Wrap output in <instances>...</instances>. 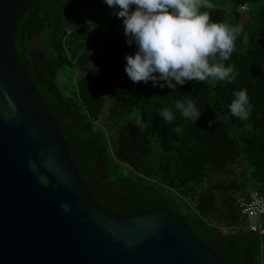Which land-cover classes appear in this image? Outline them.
Segmentation results:
<instances>
[{
  "label": "trees",
  "instance_id": "16d2710c",
  "mask_svg": "<svg viewBox=\"0 0 264 264\" xmlns=\"http://www.w3.org/2000/svg\"><path fill=\"white\" fill-rule=\"evenodd\" d=\"M31 1L13 34L17 58L97 202L120 215L165 207L223 264H264V233L243 229L247 220L238 208L252 190L264 197V0H209L212 7L202 11L243 25L249 37L247 45L238 39L225 61L239 75L231 83L188 81L174 90L128 78L125 56L135 47L126 44L122 19L103 0ZM87 8L93 13L77 19ZM34 38L40 47H30ZM240 89L250 98L245 120L228 109ZM185 99L202 108L195 124L178 112L171 123L160 118L161 108L175 111V102ZM127 119L131 126L114 130ZM177 126L183 131L175 132Z\"/></svg>",
  "mask_w": 264,
  "mask_h": 264
},
{
  "label": "water",
  "instance_id": "95a60500",
  "mask_svg": "<svg viewBox=\"0 0 264 264\" xmlns=\"http://www.w3.org/2000/svg\"><path fill=\"white\" fill-rule=\"evenodd\" d=\"M32 5L0 0V264H223L167 208L120 215L91 194L17 58L13 34Z\"/></svg>",
  "mask_w": 264,
  "mask_h": 264
},
{
  "label": "clouds",
  "instance_id": "9594fccd",
  "mask_svg": "<svg viewBox=\"0 0 264 264\" xmlns=\"http://www.w3.org/2000/svg\"><path fill=\"white\" fill-rule=\"evenodd\" d=\"M112 13L122 19L126 44L135 51L125 56V72L133 83L151 82L153 87L176 89L188 81L233 82L239 75L235 66L225 64L237 51L236 42L249 37L243 25L214 21L208 11L209 0H103ZM237 8L246 10L247 5ZM245 49H241L244 51ZM228 105L232 116L245 120L250 115V98L246 89L233 92ZM5 112L11 116L16 106L5 93ZM175 111L161 108L158 113L165 123L176 119L177 112L195 124L202 108L192 99L177 100ZM213 121H209L212 124ZM183 131L177 126L175 132ZM44 186L47 180L42 179ZM61 207L69 210L67 203Z\"/></svg>",
  "mask_w": 264,
  "mask_h": 264
},
{
  "label": "built area",
  "instance_id": "2783aa9c",
  "mask_svg": "<svg viewBox=\"0 0 264 264\" xmlns=\"http://www.w3.org/2000/svg\"><path fill=\"white\" fill-rule=\"evenodd\" d=\"M241 218L247 222L243 229L250 230L260 234L264 233V197L256 190H252L245 197L240 198L238 204ZM251 217L259 218L258 222L250 221ZM232 230V229H231ZM222 233H227L228 228H221Z\"/></svg>",
  "mask_w": 264,
  "mask_h": 264
},
{
  "label": "rangeland",
  "instance_id": "374dc122",
  "mask_svg": "<svg viewBox=\"0 0 264 264\" xmlns=\"http://www.w3.org/2000/svg\"><path fill=\"white\" fill-rule=\"evenodd\" d=\"M97 1H99V0H97ZM96 5L97 4H95L94 6H96ZM91 13H93V12H89L88 11V8L86 10L85 9H82L81 12H77L76 13V18L79 19L80 17H82V18L89 17L91 15ZM103 18H105L104 15L102 17V20H103ZM98 19H100V18L98 17ZM29 45H30L31 48H38V47H40V40L38 38H34V39H32L30 41ZM64 77L66 78V75H64ZM58 80H60V79H58ZM132 123H133V120H131V119L128 120L127 119L125 121H119V122L115 123L114 126H112V127H115L114 128V130H115L117 126H120V125L131 126ZM141 123H143V122H141ZM111 141L112 142L115 141V135H112ZM250 221L258 222L259 221V218H257V217H251V220Z\"/></svg>",
  "mask_w": 264,
  "mask_h": 264
}]
</instances>
